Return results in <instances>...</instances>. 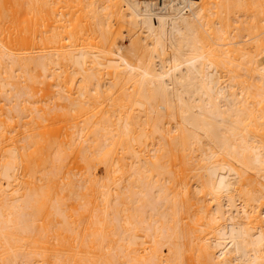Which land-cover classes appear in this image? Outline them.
Segmentation results:
<instances>
[{
	"label": "bare ground",
	"instance_id": "bare-ground-1",
	"mask_svg": "<svg viewBox=\"0 0 264 264\" xmlns=\"http://www.w3.org/2000/svg\"><path fill=\"white\" fill-rule=\"evenodd\" d=\"M173 2L0 0V264H264V0Z\"/></svg>",
	"mask_w": 264,
	"mask_h": 264
},
{
	"label": "rangeland",
	"instance_id": "rangeland-1",
	"mask_svg": "<svg viewBox=\"0 0 264 264\" xmlns=\"http://www.w3.org/2000/svg\"><path fill=\"white\" fill-rule=\"evenodd\" d=\"M182 2H183V0H174L172 6L178 5L179 3H182ZM113 25H114V28H117V30L119 31V33H120V32H123V34L121 35L122 37H121V41H120L119 45H120V46L127 47L128 44H129V38H128V35H126V34H127L126 32L129 30L128 32H129L130 35H135V32H137L136 29H135V30H134V29H128V30H127L123 23H118V22H116V21H114ZM28 26H29V27H28ZM28 26H27V29L29 28V29L32 31L33 29L31 28L30 23H29ZM25 31H26V29H25ZM28 31H29V30H27V31L24 33V35L26 36V38H28V37H27V35H28ZM29 33H31V32L29 31ZM30 35H31V34H30ZM261 61L264 63V55L261 57ZM41 80H43V79H41ZM39 88H40V87H39ZM40 93H41V91H39V94H40ZM39 94H38L37 96H38V98H39V100H40ZM43 94H44V92H43ZM40 96L42 97L43 95H40ZM43 98H45V97L43 96ZM45 99H47V97H46ZM61 99H62V98H61ZM36 100H37V98H36ZM42 101H43V100H42ZM45 101H46V100H45ZM45 101H44V102H45ZM47 101H48V100H47ZM37 102L41 103V100H40V101H37ZM46 104H49V101H48V103H46ZM46 104H44V106H46ZM39 105H40V104H39ZM42 105H43V103H42ZM50 105H51V107H52V103H51ZM53 105H54V104H53ZM55 105H57L58 107L60 106L61 109H63V111L69 109V102H68L66 99H65V100L57 99ZM40 106H41V105H40ZM60 107H59V108H60ZM98 172H99L100 176L103 175V173H102V172H103L102 169H99ZM101 173H102V174H101Z\"/></svg>",
	"mask_w": 264,
	"mask_h": 264
}]
</instances>
